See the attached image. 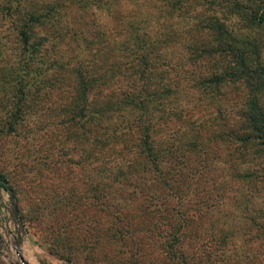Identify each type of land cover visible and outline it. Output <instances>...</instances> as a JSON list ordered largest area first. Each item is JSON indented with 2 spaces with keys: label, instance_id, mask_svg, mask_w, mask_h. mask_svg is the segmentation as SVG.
<instances>
[{
  "label": "rangeland",
  "instance_id": "obj_1",
  "mask_svg": "<svg viewBox=\"0 0 264 264\" xmlns=\"http://www.w3.org/2000/svg\"><path fill=\"white\" fill-rule=\"evenodd\" d=\"M28 1L32 10L39 11L41 0ZM92 1L87 8L91 11L89 24L111 33L110 39L119 45L125 37L113 31L121 25L114 12L124 15L134 6L132 1ZM206 1L208 11L221 21L231 39L223 47L245 50L250 57L257 52L254 60L264 68V26H250L246 18L232 13L231 2L247 9L252 0ZM25 7L24 0H0V174L13 190L0 188V264H104L103 252L110 249L107 245L96 246L93 263L84 259V252L65 261L68 241L58 240L64 252L55 251L56 227L66 226L76 212L70 207L72 203L64 204L61 199L68 189L73 192L71 199L85 206L78 218L82 227L73 239L116 238L120 234L116 230L130 224L141 229L159 228L165 235L158 238L161 243L179 228V243L172 251L176 257L181 254L182 264H264V151L256 142L240 144L232 136L246 131L241 115L246 110L245 83H228L216 92L183 88L174 104L162 107L170 110L168 123L163 131L158 129L162 125L155 126L154 149L165 153L164 158L160 155L158 165L163 176L174 183V189L150 187L153 173L138 179L140 188L112 185L106 190L102 186L111 177L102 179L91 169L98 162L90 163L86 135L82 134L85 128L79 129L83 121L65 128L62 122L67 111L59 110L56 101L53 103V94L43 103H35L36 97L31 95L20 101L23 91L34 93L27 81L19 91L25 79L19 69L20 44L12 18L16 13L13 11ZM192 9L184 17L159 15L158 24L154 23L155 15H148L150 24L140 25L152 35L166 25L183 31L191 27L192 14L201 6ZM145 12L141 8L138 14L141 17ZM45 32L53 36L58 31L43 25L35 28V34ZM66 41V45L58 41L56 50L71 58L72 63L85 64L91 59L82 44L77 49L80 46ZM168 50L171 55H184L177 45ZM230 61L227 54L219 58L220 66L229 69L234 67L235 59ZM31 75L36 76L34 71ZM17 109L22 121L13 126L12 118L7 116ZM177 113L187 123L170 115ZM55 161L58 164L51 165ZM52 186L58 205L47 198ZM137 210L152 212L134 216ZM84 229L89 232L83 233ZM150 248L151 254L160 253L156 244Z\"/></svg>",
  "mask_w": 264,
  "mask_h": 264
},
{
  "label": "trees",
  "instance_id": "obj_2",
  "mask_svg": "<svg viewBox=\"0 0 264 264\" xmlns=\"http://www.w3.org/2000/svg\"><path fill=\"white\" fill-rule=\"evenodd\" d=\"M24 1L28 7L23 10L17 8L12 18L13 30L20 44L22 65L19 69H22L25 79V82L22 79L19 91L27 81V84L31 83L28 86L34 93L21 92L20 101L31 95L36 97L35 103H43L53 94V103L56 101L59 110L67 111L62 122L67 125L65 128L83 121L79 129L85 128L82 134L86 135L90 163L98 162L91 169L100 173L102 179L107 175L111 177V181L107 178L102 186L106 190L112 185L140 188L138 179L153 173L150 187L157 185L166 190L174 189V183L163 176L162 168L158 165L160 155L164 158L165 153L157 152L154 142L155 133L158 129L163 131L168 123L170 110L165 111L162 107L174 104L183 88L216 92L225 84L242 80L248 89L244 105L246 110L241 114L246 131L232 136L240 144L256 142L264 151V68L254 60L257 52L250 57L245 50L236 52L233 48L223 47L225 41L230 42L231 39L221 21L208 11V1L131 0L134 6L124 15L114 12L120 18L121 25L118 30H112L125 37L119 45L110 39L111 33L89 24L91 11L87 8L92 5V0H41L37 12L31 9V2ZM252 2L247 9L237 2H231L232 13L246 18L250 26H264V0ZM195 5L201 6V9L192 14L193 24L183 31L168 29L166 25V28L152 35L140 25L150 24L148 15H155V24H158L159 15L163 18L184 17ZM141 8L146 12L140 17L138 13ZM38 25L49 26L58 32L53 36H49L48 32L35 34ZM66 40L73 41L76 46L82 44L91 59L85 64L72 63L71 58L56 50L57 42L66 45ZM239 44L248 45L247 42ZM171 45L180 47L184 55H171L172 52L168 50ZM76 48L81 49V46ZM224 54L231 57L230 62L232 58L235 59L233 68L220 66L219 58ZM35 63L39 66L34 67ZM32 71L36 76L31 75ZM18 112L17 109L7 116L12 118L13 126L22 121ZM170 115L181 120L179 113ZM187 121L184 119L180 122ZM158 125L162 126L155 130ZM57 164L56 161L51 163ZM54 187L50 189L52 193L47 194L52 205L58 202ZM0 188L13 193L1 174ZM72 196L73 192L68 189L61 199L64 204L72 203L70 207L76 210L75 215L67 220L66 226L56 227L57 240H54L57 253L64 252L58 240L68 241L69 256L64 258L65 261L84 252V259L93 263L96 246L107 245L110 249L103 252L104 264L183 263L181 254L176 257L172 251L175 243H179V228L171 231L170 238L161 243L158 238L163 239L165 235L161 234L159 228L141 229L130 224L118 228L116 232L120 234L116 238L93 236L89 241L80 237L73 239L82 227L78 218L85 206H80L76 199L74 202ZM135 212L134 216H145L152 211ZM72 222L76 225L72 226ZM82 232L89 231L84 229ZM154 244L161 248L157 255L150 252V246Z\"/></svg>",
  "mask_w": 264,
  "mask_h": 264
},
{
  "label": "water",
  "instance_id": "obj_3",
  "mask_svg": "<svg viewBox=\"0 0 264 264\" xmlns=\"http://www.w3.org/2000/svg\"><path fill=\"white\" fill-rule=\"evenodd\" d=\"M10 198H12V194H10ZM14 213H15V211H14Z\"/></svg>",
  "mask_w": 264,
  "mask_h": 264
}]
</instances>
